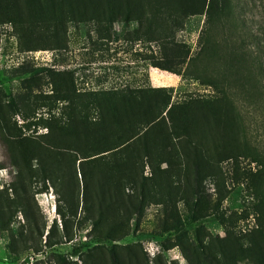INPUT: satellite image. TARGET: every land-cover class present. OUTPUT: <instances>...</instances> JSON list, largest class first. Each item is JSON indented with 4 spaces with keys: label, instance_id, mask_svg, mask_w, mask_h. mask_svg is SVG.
<instances>
[{
    "label": "rangeland",
    "instance_id": "obj_1",
    "mask_svg": "<svg viewBox=\"0 0 264 264\" xmlns=\"http://www.w3.org/2000/svg\"><path fill=\"white\" fill-rule=\"evenodd\" d=\"M230 4L233 16L215 30V36L229 45L236 43L248 60L255 66L262 63L264 68V0H230ZM204 20L205 15L186 18L182 26L168 31L169 36L187 45L194 55L201 46ZM137 27L136 21H117L105 31L94 22L70 24L62 47L28 50L11 24L1 25L0 264H196L191 260L193 254L204 259L206 248L214 249L221 240L228 242L225 246L231 245L234 236L260 226L256 200L249 196L256 162L243 153L224 158L226 155L212 151L225 126V108L216 100L217 90L193 76L153 66L151 60L162 56L161 43L137 36ZM171 68L182 67L172 64ZM55 74L72 82L81 93L166 88L171 102L178 105L177 114L191 117L189 131L198 148L203 147L201 158L207 156L213 163L202 165L204 171L197 173L194 165L186 163L181 148L185 141L181 143L180 137L171 134L168 159L162 161L165 157L159 156L152 165L147 158L138 165L133 163L129 185L118 190L122 201L127 194L140 192L145 182L151 195L143 212L129 219L126 234L107 237L102 233L107 223H95L99 220L94 208H83L79 161L80 189L74 185L70 206L51 180L32 176L16 148L9 146L18 136L34 144L50 132L45 124L64 118L61 108L44 105L43 96L53 93L51 76ZM262 78L264 84V73ZM237 103L250 141L264 153V91L256 99L239 96ZM5 122L10 134L4 136ZM229 128L228 144L238 147V132L232 123ZM249 262L245 259L239 264Z\"/></svg>",
    "mask_w": 264,
    "mask_h": 264
},
{
    "label": "trees",
    "instance_id": "obj_2",
    "mask_svg": "<svg viewBox=\"0 0 264 264\" xmlns=\"http://www.w3.org/2000/svg\"><path fill=\"white\" fill-rule=\"evenodd\" d=\"M195 15H205V20L199 36L200 49L191 55L188 46L170 37L169 32ZM232 16L230 0H0V27L11 24L28 50L62 47L70 24L94 22L105 31L117 21H136L137 36L161 43L162 56L151 60L153 66L193 76L217 90L216 100L222 101L225 108V126L224 135L214 141L212 151L226 155L224 158L239 152L256 162L249 196L256 200L254 209L262 220L249 234L234 236L236 240L231 245L225 246L228 242L221 240L214 249L206 248L204 259L193 254L191 260L195 259L196 264H239L245 259L250 261L245 264H264V153L250 141L237 103L239 96L251 100L263 95L264 68L262 63L255 66L254 61L248 60L236 43L229 45L227 40L215 36V30L226 25ZM170 64L184 66V70L171 68ZM208 69L210 75H206ZM51 77L53 93L43 96L44 105L61 108L64 118L47 122L50 132L34 144L31 139L27 142L18 136L9 146L16 148L32 176L51 180L70 206L74 185L80 189L76 167L79 161L83 208H94L99 220L95 223H107V229L102 230L107 237L126 234L129 219L143 212L144 202L151 195L145 182L140 192L127 194L124 200L120 198L122 201L118 190L129 185L133 163L138 165L147 158L152 165L159 156L165 157L162 161L168 159L173 144L171 134L180 137L181 143L185 141L181 148L185 149L186 163L194 165L197 173L204 171L202 165L213 163L207 156L201 158L203 147L198 148L189 131L191 117L177 114L178 105L171 102L172 95L166 88L81 93L59 74ZM229 123L239 133L238 147L228 144ZM2 128L8 131L9 125L5 122ZM7 131L4 136L10 134ZM152 197L157 198V194Z\"/></svg>",
    "mask_w": 264,
    "mask_h": 264
}]
</instances>
